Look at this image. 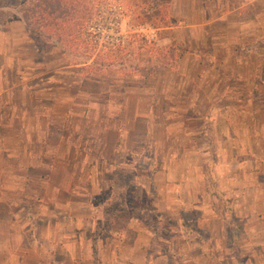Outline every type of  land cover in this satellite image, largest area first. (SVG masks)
Wrapping results in <instances>:
<instances>
[{"label":"crops","instance_id":"obj_1","mask_svg":"<svg viewBox=\"0 0 264 264\" xmlns=\"http://www.w3.org/2000/svg\"><path fill=\"white\" fill-rule=\"evenodd\" d=\"M164 4L177 20L167 30L183 31L184 55L180 68L157 63L151 77L135 67L125 80H107V69L97 77L55 48L33 49L25 26L9 36L21 50L0 52L10 59L0 69V264H264V0ZM192 59L199 75L183 65ZM192 71L199 114L166 123L158 107H170L171 91L188 84L171 77ZM193 121L207 147L170 145L172 125L197 138ZM157 149L169 160L157 163ZM186 152L194 164L183 162ZM125 170L143 172L147 189L132 173L126 186L149 202L129 211L130 241L125 229L108 233L104 220L124 199L123 185L111 182ZM190 210L199 212L191 230L181 218ZM141 214L178 231L157 233Z\"/></svg>","mask_w":264,"mask_h":264},{"label":"rangeland","instance_id":"obj_2","mask_svg":"<svg viewBox=\"0 0 264 264\" xmlns=\"http://www.w3.org/2000/svg\"><path fill=\"white\" fill-rule=\"evenodd\" d=\"M164 1L166 0H149L148 3H145V5L143 6V9L145 7H149L151 9H154L156 11H163L164 9L167 10L168 12V17L170 19V28L174 27V25L176 24L177 20L173 19L170 14V7L169 4H164ZM104 2H113V3H117L120 5L121 7V18L122 20L125 19L127 26L126 27H122L119 30L120 33V37H122L124 39V43L121 44L119 47L123 48L122 49V53L125 54L123 57H120L118 59V62L112 66L109 67V70L107 69V71L105 72L107 74V80H125L126 76L128 77V73L129 71H131V69L134 70L135 67H137L136 69H140L141 71H143L144 73L147 72H154L155 69H158V66H156L157 62H158V58L156 55H167V53L172 50L173 48H178V49H183L181 46V40L180 37L183 36V31L182 30H167V28H162V29H158V30H153L152 29V33L151 31L145 30V28H149V27H145L146 24L140 25L139 24V20H137V18H135L136 22H133L130 17L132 18V16H129L127 12L128 9L131 10L132 6L131 3L133 2V4H136V0H82L80 3V6H85L88 9L91 8H95V16L94 18L91 20V22L89 23V31L91 32V36H92V40L96 41L98 44V39L96 37V35H94V33H92L91 31V26H92V22L94 21V19L98 16L97 15V11L99 6L104 3ZM141 1L137 3V7L140 9L142 8V6L140 5ZM35 5V1L34 0H0V32H3L1 34H3V36L0 39V52H2V56L4 55V53H6L7 51H12L13 49L16 50H21L20 49V44L19 45H11L9 42V36L12 35L15 31H19L20 30V26L24 27L25 31V35H28V40L30 41L33 49L38 50L40 53H45L47 51H49L52 48H55L60 54L64 53V59H68L67 63L70 64H79V63H83L87 64V66H85L84 68L88 71H91V68L93 67L92 64V58L93 55L95 53H93L91 55V57L89 59H85L84 58V53H89V49L87 48H81V46L79 48H66L64 49L62 45V40L61 43H57V39L52 35V33H47V32H43L42 30H37V26L34 24L33 21H29L28 24H24V20H23V16L25 15L27 18L30 17L31 11L33 6ZM138 11V9H136V12ZM136 12L133 14V16L136 14ZM156 22V21H155ZM12 24V25H11ZM10 25V26H9ZM142 29V30H141ZM34 31L36 33H34ZM155 35L156 38H162L163 36L165 37H170L173 39V43L169 44V45H165V46H155L154 43H152V45H147L145 47H142V49H140L136 43H138L137 41H139V39H143L148 41L149 38L147 37L148 35ZM52 35V36H51ZM147 37V38H146ZM84 38V36H83ZM64 44V43H63ZM24 46V45H23ZM82 47H86V44L84 43ZM28 48V47H27ZM107 48V47H105ZM29 49V48H28ZM159 49V50H156ZM161 49V50H160ZM158 51V52H157ZM2 56H0V69L3 68L5 65H9V61L10 59H5L3 60ZM55 56V55H54ZM39 58V57H38ZM40 59L43 60L44 58H42V56H40ZM51 57H49V61H50ZM47 60V61H48ZM197 61L195 59H192L190 62H184V67L188 68L190 67L191 69H196V72L199 75V65H197ZM199 62V61H198ZM92 65V66H91ZM95 65V63H94ZM174 65V69L175 67H179L181 66V62H177ZM96 66V65H95ZM87 67V68H86ZM89 69V70H88ZM198 70V71H197ZM118 73V79H115L114 77H116L114 73ZM195 71H192V74H188L186 76H181L179 75V73H174L171 77L172 81L173 80H179L180 78L181 81L184 80L185 82H188V84H185L184 87H186L181 93H176L174 90L171 91V103L172 105L166 106V105H160L158 107L159 110H165L167 112V115L165 117V121L167 122H172V123H177L182 121L183 119H185L186 117L189 116H194L199 114V105L196 106L195 104L192 105L191 103L193 102L194 96L197 95V91L195 90H190V82H195L194 80V74ZM114 74V75H113ZM10 78V77H9ZM207 81L211 80V77L207 76L206 77ZM158 80V82H157ZM199 80V79H198ZM161 81H163V79H156L153 82H155L157 85L158 83H160ZM196 97V96H195ZM204 109H206V107H200V110L203 111ZM160 122V121H157ZM188 124L190 125V131H192V133L196 134V131L199 130V123L198 122H188ZM161 125L162 123L158 124L156 126V129L154 131L153 136H155L156 138H159L160 136V132H161ZM181 125V124H180ZM172 129L169 130V138H168V142H170V145H179V143H181L183 146H186L187 148L190 147H198L199 146H206L208 145V143H210V139L208 138H200L199 139V131L197 132V138H193L190 141L191 138V133H187V129H185V132H182L183 135L181 137V139L179 138V135H181L182 133H177L175 134V128L176 125H172L171 127ZM175 134V135H174ZM174 135V136H173ZM171 137V139H170ZM181 141V142H180ZM179 142V143H178ZM162 144V143H161ZM162 147L165 145L162 144ZM159 149V148H158ZM157 149V154L155 157V160L157 163H161L164 160H169L167 157H165L163 154H160L159 150ZM163 149V148H162ZM199 150V149H198ZM169 158H172V156H170ZM196 157L192 154V153H188L186 152L185 154H183V162H186L187 164H194L196 162ZM199 158V156H198ZM205 160L209 161L210 160V155H205ZM139 164H141L140 162L142 161H138ZM142 163H146V161H143ZM134 176V179L136 181V183L139 184H143L144 188L147 189V185L144 184L145 180H144V174L143 172H141L140 170H136V171H130V170H125V171H118V175L113 178V182L115 184V186L117 187L118 185H126L130 182L132 176L131 174ZM189 176L192 177V179H195V175H190ZM114 177V176H113ZM199 183V181H198ZM125 188L122 191L126 192V207H128V209H140V208H145L147 207V205H149L148 200L146 198V196L144 195V193H142L140 191V187H137V190H132L129 186H124ZM193 191L197 190V187H193L192 189ZM144 195L143 200L140 199L141 196ZM139 197V198H138ZM119 202V199H116ZM120 204V203H118ZM144 214H141L142 219L149 223V224H155L156 226V231L157 233H170L171 231H178L177 229L174 230L172 228L174 227V223L172 221H170L169 219H163L160 218L159 221H156V218H149L148 215L146 216H142ZM108 217H105L104 220L106 221ZM182 223L183 226L187 229H194V225H199L198 223V219H199V212L196 211H188L186 213H184L182 215ZM197 223V224H196ZM199 236V233H198ZM204 235L202 234L201 237H203ZM237 236V240L238 242H241L244 239V235H240V234H236ZM209 249V248H208ZM210 250V249H209Z\"/></svg>","mask_w":264,"mask_h":264},{"label":"trees","instance_id":"obj_3","mask_svg":"<svg viewBox=\"0 0 264 264\" xmlns=\"http://www.w3.org/2000/svg\"><path fill=\"white\" fill-rule=\"evenodd\" d=\"M35 5L32 8L30 17L25 15L22 17L24 22L28 24L31 20L38 27L37 30H42L43 32L52 33V35L57 39V43H61L64 49L66 48H81L89 49V53H84V58L89 59L93 53L91 68L94 76H100L102 74V69H108L109 67L116 64L120 57H123L125 54L122 53L121 47L115 46L113 48H105L104 45L98 44L96 41L92 40L91 32L89 31V23L95 16V8L88 9L85 6H80L82 0H34ZM141 1L142 8L137 7V3ZM149 0H136V4L131 3L132 9L127 10L128 15L132 16L130 19L133 22H136L135 18L139 20V24L149 25L152 29H162L169 27L170 19L168 17L167 10L156 11L151 9L150 6L143 9L145 3H148ZM136 9L138 11L136 12ZM136 14L133 16V14ZM156 21V22H155ZM34 33H36L34 31ZM51 35V36H52ZM84 36V38H83ZM137 46L142 49L147 45H152L151 41H146L139 39L137 41ZM64 43V44H63ZM86 44V47H82L83 44ZM159 50V49H156ZM161 50V49H160ZM171 54L168 55V53ZM167 55H156L158 58V66L160 65H173L178 62L179 58L184 55L183 50L178 48H173V51L170 50ZM158 52V51H157ZM95 63V65H94ZM92 66V65H91ZM152 74V73H151ZM150 73H146L145 77H148ZM152 75H150L151 77ZM113 183V181L111 182ZM123 185L122 188H125ZM127 195L123 193L122 203L118 202L116 204H111L108 212V218L105 222V228L108 231H119L125 229V222L130 216L129 211L126 207V197ZM118 198V197H117ZM121 199V197H120ZM109 233V232H108ZM126 238L128 241L132 239L134 233L129 230L125 232ZM94 249V247H92Z\"/></svg>","mask_w":264,"mask_h":264},{"label":"built area","instance_id":"obj_4","mask_svg":"<svg viewBox=\"0 0 264 264\" xmlns=\"http://www.w3.org/2000/svg\"><path fill=\"white\" fill-rule=\"evenodd\" d=\"M97 15L92 22L91 31L96 35L99 44L107 48L123 44L124 39L119 33L122 21L120 5L104 2L99 6Z\"/></svg>","mask_w":264,"mask_h":264}]
</instances>
